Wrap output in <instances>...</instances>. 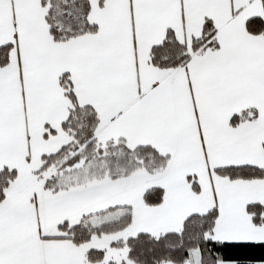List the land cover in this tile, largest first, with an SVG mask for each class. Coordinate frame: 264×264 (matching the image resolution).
<instances>
[{"label": "snow or ice", "instance_id": "1", "mask_svg": "<svg viewBox=\"0 0 264 264\" xmlns=\"http://www.w3.org/2000/svg\"><path fill=\"white\" fill-rule=\"evenodd\" d=\"M0 264H264V0H0Z\"/></svg>", "mask_w": 264, "mask_h": 264}]
</instances>
